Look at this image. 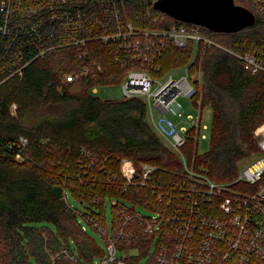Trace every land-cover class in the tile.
<instances>
[{"label":"trees","instance_id":"16d2710c","mask_svg":"<svg viewBox=\"0 0 264 264\" xmlns=\"http://www.w3.org/2000/svg\"><path fill=\"white\" fill-rule=\"evenodd\" d=\"M153 1L124 0L134 27L161 30L177 22L154 9ZM234 2L251 9L249 0ZM201 30L219 44L199 42L188 65L190 74L199 75L193 100L212 111L210 142L198 154L190 130L182 151L193 170L227 182L257 151L254 131L264 122V74H252L233 53L264 52V21L255 14L252 26L234 33ZM18 43L32 60L0 84V264H93L96 258L101 264L104 243L87 233L77 216L94 217L104 226L106 202L112 200L162 213L166 198L159 195L185 179L182 163L149 124L142 99L104 100L89 91L118 84L127 72L116 61L113 45L92 44L100 66L94 79L67 82L65 75L79 63L75 49L41 59L35 45ZM191 52L190 46L167 43L155 62L165 72L188 64ZM122 158L133 162L136 174L141 165L152 166L150 183L124 189ZM56 185L64 197L52 193ZM67 191L81 210L73 207V212ZM116 210L110 204L112 214ZM153 236L140 235L127 246L138 253L126 264H141L143 258V264H152Z\"/></svg>","mask_w":264,"mask_h":264},{"label":"built area","instance_id":"2783aa9c","mask_svg":"<svg viewBox=\"0 0 264 264\" xmlns=\"http://www.w3.org/2000/svg\"><path fill=\"white\" fill-rule=\"evenodd\" d=\"M249 4L254 16L264 21V0H249ZM176 21L161 30L136 28L126 16L124 0H0V84L20 74L32 60L19 41L35 45L41 59L60 49H75L79 63L65 75L67 82L94 79L100 66L92 44L113 45L116 61L128 67L119 82L122 98L145 102L149 124L178 157L186 177L159 195L166 198L162 213L112 200L117 210L110 225L85 218L104 243L101 264H126V258L138 253L137 247L127 246L146 234L154 235L148 248L152 264H264V122L254 131L257 151L240 162L233 180L215 182L188 166L182 151L187 132L193 130L198 143L202 124L200 100H193L199 75L190 74L188 65L199 42L219 44L201 26ZM167 43L190 46V62L161 72L155 61ZM233 54L252 74H264V52ZM180 97L199 109L196 118L186 117L192 121L190 129L167 115H182ZM152 171V166L143 164L136 174L133 162L122 158V187L145 186Z\"/></svg>","mask_w":264,"mask_h":264},{"label":"water","instance_id":"95a60500","mask_svg":"<svg viewBox=\"0 0 264 264\" xmlns=\"http://www.w3.org/2000/svg\"><path fill=\"white\" fill-rule=\"evenodd\" d=\"M152 7L175 20L199 25L213 32L234 33L255 22L254 14L234 0H154ZM52 193L61 198L60 186Z\"/></svg>","mask_w":264,"mask_h":264},{"label":"rangeland","instance_id":"374dc122","mask_svg":"<svg viewBox=\"0 0 264 264\" xmlns=\"http://www.w3.org/2000/svg\"><path fill=\"white\" fill-rule=\"evenodd\" d=\"M93 93L95 96L99 97L100 99L104 100H114V99H122V92H121V86L118 84H111L107 86H97L92 88ZM178 102L182 104L184 107V111L182 115L176 116L172 113H168L167 115L173 119V121L181 123L186 126L187 129H190L192 121L188 120L186 117L187 115H192L195 118L199 115V109L193 107V102L190 103V101L184 97H180L178 99ZM211 124H212V111L210 107H203L202 108V124H201V131L197 137L198 143H197V152L198 154H202L206 152V150L209 147V137L211 132ZM206 126L205 129L202 127ZM67 195V201L70 206L80 209L79 204L72 198L69 191L66 193ZM81 210V209H80ZM106 221L107 225H110V221L112 218V212L110 211V202H106ZM79 222L84 227V230L89 233L91 236H93L97 242L101 245H103L102 239L99 237V235L92 230L89 225L83 220V218L78 215L77 216ZM99 258H96L93 264H98ZM145 262V258L140 260V263L143 264Z\"/></svg>","mask_w":264,"mask_h":264}]
</instances>
